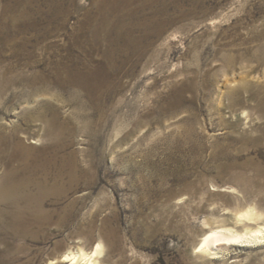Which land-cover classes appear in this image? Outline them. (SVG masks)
Segmentation results:
<instances>
[{"label":"rangeland","instance_id":"rangeland-1","mask_svg":"<svg viewBox=\"0 0 264 264\" xmlns=\"http://www.w3.org/2000/svg\"><path fill=\"white\" fill-rule=\"evenodd\" d=\"M64 1L58 16L53 0H0V65L33 78L9 89L0 123L38 151L46 123L21 115L49 119L52 107L69 135L60 156L80 179L49 227L22 240L0 224V264H51L98 244L113 264H264V239L197 248L210 231L264 230V0H154L153 13L185 17L136 47L113 42L108 76L98 72L111 39L93 45L82 13L91 0ZM20 7L31 16L13 21ZM142 11L152 9L137 5L124 39L140 37Z\"/></svg>","mask_w":264,"mask_h":264},{"label":"bare ground","instance_id":"bare-ground-1","mask_svg":"<svg viewBox=\"0 0 264 264\" xmlns=\"http://www.w3.org/2000/svg\"><path fill=\"white\" fill-rule=\"evenodd\" d=\"M71 1L75 0H68L69 3ZM87 1L82 0L83 3H87ZM53 2L58 16L60 8L69 11L66 1L53 0ZM162 2L164 3L165 0ZM137 5L142 9L151 8L152 11L150 13L142 11V21L137 26L141 30L140 37L135 38L129 33L124 39L122 34L126 32L125 22L133 16ZM154 5V0H91L90 7L82 10V13L87 16L84 19L85 23L92 25L93 28V31H90L93 45L101 43L99 38L104 39L108 36L111 39L106 42L107 47L102 45L106 51L104 53L105 60L99 68L102 71L98 72L99 74L104 76L111 74L107 71L108 66L112 70L115 69L116 61L120 59L117 52L114 51L113 42L118 39L131 41L136 47V43L141 42L142 39L148 41L152 36H161L168 26L185 17L179 13L177 18L168 19L161 12L153 13ZM18 9L13 21L30 18L31 15L29 16L23 7ZM50 14L54 16L53 13ZM191 15L193 12L186 16ZM35 78L38 79V75ZM32 79H27L24 69H20L16 64L0 65V103L6 102L9 97V89L16 84L25 83L30 90ZM91 82L92 80L88 78V72H86V78L82 85L86 87ZM79 84L81 85L80 82ZM40 93L37 91L31 94L30 91L28 96H38ZM43 110L50 112L49 119L45 117L42 110L34 112L33 117L27 112H23L21 115L23 120L33 118V121L46 123L44 138L49 140L50 144L38 151L26 144L25 140L28 139L26 134L13 121L0 123V224L5 231L11 232L13 237L22 240L36 231L49 227L54 217L60 214L55 202L72 192L80 180L72 155L60 156L64 147L61 142L62 138H68L63 123L52 111V107H44ZM37 141L39 142L40 139ZM33 142L31 144H34ZM49 199L54 201L51 207L47 206ZM242 216L245 219L252 217L249 212ZM259 239H264V230L242 234L229 229L210 231L203 236L197 248L205 253L220 244L246 247ZM21 248L22 246H18L15 249L20 250ZM103 253V246L98 244L90 253L81 249L76 253L70 251L61 259L52 261L51 264H113V262L107 263L102 258ZM65 257H69V259H65ZM13 259V257H7L6 262H11Z\"/></svg>","mask_w":264,"mask_h":264},{"label":"snow or ice","instance_id":"snow-or-ice-1","mask_svg":"<svg viewBox=\"0 0 264 264\" xmlns=\"http://www.w3.org/2000/svg\"><path fill=\"white\" fill-rule=\"evenodd\" d=\"M65 259H69V257H65Z\"/></svg>","mask_w":264,"mask_h":264}]
</instances>
